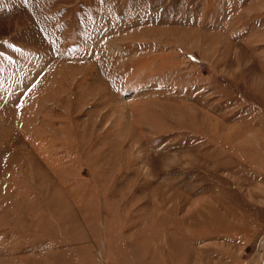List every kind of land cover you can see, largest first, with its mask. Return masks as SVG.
Segmentation results:
<instances>
[{
    "label": "rangeland",
    "instance_id": "374dc122",
    "mask_svg": "<svg viewBox=\"0 0 264 264\" xmlns=\"http://www.w3.org/2000/svg\"><path fill=\"white\" fill-rule=\"evenodd\" d=\"M0 264H264V0H0Z\"/></svg>",
    "mask_w": 264,
    "mask_h": 264
}]
</instances>
